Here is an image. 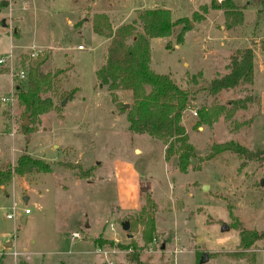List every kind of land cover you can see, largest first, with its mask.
I'll list each match as a JSON object with an SVG mask.
<instances>
[{"label":"rangeland","instance_id":"1","mask_svg":"<svg viewBox=\"0 0 264 264\" xmlns=\"http://www.w3.org/2000/svg\"><path fill=\"white\" fill-rule=\"evenodd\" d=\"M234 1L243 6L250 0ZM210 3L0 0V59L6 60L0 65V167L14 164L26 150L53 169L23 177L24 186L15 176V183L0 189V243H11L2 254L0 248V264H133L128 259L133 249L121 246H144V227L132 228V223L146 205V195L157 205V232L140 250L141 264H264V240L247 251L240 247L241 229L264 232V14L258 21V10L247 8L244 25L227 30L223 11L210 9L204 21L192 22L183 44L177 43L182 26L175 27L171 37L150 40L151 68L188 91L226 75L236 51H255L252 86L216 97L198 91L184 112L182 125L195 162L184 174L177 156L166 160L161 140L129 130L131 93H112L96 76L106 62L110 39L97 35L90 24L82 29L78 25L85 18L92 24L96 14H106L114 30L137 21V32L142 33L138 16L144 10L165 9L173 21L192 20ZM33 52L39 56L32 58ZM37 60L43 61L41 73L59 72L45 95L59 110L40 116L33 126L36 132L27 135L22 126L31 125L14 96L22 85L15 75ZM10 96L13 103L4 106L1 99ZM236 101L246 109H239L231 120L223 114L212 125L198 124L200 110L229 111ZM122 104L129 107L121 110ZM231 142L263 156L248 160L232 152L211 154L214 145ZM25 196L32 199L26 203ZM14 206L16 217L7 219ZM26 208L29 215H24ZM22 215L26 222L19 220ZM124 223L129 230H123ZM74 233L81 239L72 242ZM97 240L105 242L102 247ZM244 252V258L231 256ZM205 254L208 260L202 263Z\"/></svg>","mask_w":264,"mask_h":264},{"label":"trees","instance_id":"2","mask_svg":"<svg viewBox=\"0 0 264 264\" xmlns=\"http://www.w3.org/2000/svg\"><path fill=\"white\" fill-rule=\"evenodd\" d=\"M250 7L258 10L257 19L259 21L264 14V0H250L243 6L237 5L234 0H221V2L211 0L209 7H202L204 14L195 12L192 20L182 18L173 21L171 11L165 9L144 10L138 16V20L142 24V33L137 32V21L122 25L114 30L108 15L96 14L93 18V31L103 38L110 39L106 62L96 74L100 85L106 86L112 93L118 90L131 93L133 103L130 109L126 110L129 130L134 134L149 135L161 140L166 146V160L169 161L177 156L178 168L183 174L187 172L194 148L182 125V118L195 93L204 91L216 97L223 91L233 90L239 86H252L255 79L256 55L250 47L236 51L227 66L228 73L226 75L200 85L199 90L188 91L180 88L168 75L157 74L152 70L150 40L171 37L175 27L182 26L177 35V43L183 44L185 35L192 30L191 23L204 21L210 9L223 11L226 29L233 30L244 25V10ZM80 24L82 22L78 23V25ZM129 39H132L131 44L128 43ZM42 63L43 61L37 60L27 69L28 77L25 81H21L22 85L17 86L14 95L18 105L23 108V115L31 125L22 126L27 135L36 132L33 126L39 123L40 116L59 110L52 97L45 96L55 86L54 80L59 72L56 74L41 73ZM192 79L193 87H197V78L193 77ZM119 108L126 109L123 104L119 105ZM239 109H246V105L236 101L232 102L229 111H226L224 107L200 110L198 124L212 125L223 114L225 119L231 120ZM224 152H232L248 160L263 156V153L260 152L257 153V156L249 153L247 149L233 142L214 145L211 154L217 155ZM74 168L81 171L78 166ZM52 170L49 163L33 158L25 150L14 164L7 162L0 167V189L10 185L15 176L25 177L34 172L52 173ZM156 210V203L150 195H146V205L142 208L140 216L132 223V228H136L139 224L144 227L142 232L144 246L153 242L157 232L154 218ZM240 237V247L247 251L256 242L264 240V232L241 229ZM96 242L99 247L105 243L101 240ZM121 247L123 249L132 248L133 253L128 254L129 261L133 264H141L139 252L143 247L140 248L135 243ZM246 255L247 253L244 252L231 256L244 258Z\"/></svg>","mask_w":264,"mask_h":264},{"label":"built area","instance_id":"3","mask_svg":"<svg viewBox=\"0 0 264 264\" xmlns=\"http://www.w3.org/2000/svg\"><path fill=\"white\" fill-rule=\"evenodd\" d=\"M79 49L82 50L83 47L80 46ZM30 56H31L32 58H36V57L39 56V54H38L37 52H33ZM11 58H12V55L9 56V59H11ZM5 62H6L5 59H0V65H1V64H5ZM15 77H17L18 80H19L20 82H21V81H25V80L27 79V77H28V73H27V71H20V72L16 73ZM13 101H14V97H13V96L6 97V98L4 97V98L1 99V103H2L4 106L13 103ZM16 210H17V209H16V206H14V207H13V213H9V214L6 215L7 219H10V220H11V219H14V218L16 217ZM30 213H31V211H30L29 209H24V215H29ZM18 219H19V218H18ZM19 220L21 221V220H22V217H20ZM71 239H72V242H74V241H76L77 239H78V240L81 239V235H80L79 233H74V234H72ZM6 243H8V242H6ZM0 248L2 249L1 254L3 253V251H7V247H6V245H2V244L0 243ZM13 255H14L15 257L18 256V254H17L16 252L13 253Z\"/></svg>","mask_w":264,"mask_h":264},{"label":"crops","instance_id":"4","mask_svg":"<svg viewBox=\"0 0 264 264\" xmlns=\"http://www.w3.org/2000/svg\"><path fill=\"white\" fill-rule=\"evenodd\" d=\"M92 5V6H91ZM91 5H89V7L90 8H92V7H94V5L96 6V3L95 4H91ZM27 6V5H26ZM25 6V8H27ZM85 20V22L84 23H82L81 24V29L84 27V26H86L87 24H90L91 25V28H92V24H91V21H90V19L88 18V19H84ZM74 21L73 20H71V19H69L68 20V23L71 25V26H73L74 27V24H75V22L73 23ZM105 43H106V41H105ZM80 47V46H79ZM79 47H78V49H79ZM151 65V64H150ZM153 70V69H152ZM0 151H1V148H0ZM20 156V155H19ZM18 156V157H19ZM18 157H17V159H18ZM16 158V157H15ZM0 163H1V160H0ZM23 179H25V178H23V177H19V181H20V184L21 185H26V183L25 182H23ZM16 182V177L13 179V183H15ZM12 184V183H11ZM8 186L9 185H7L5 188H8ZM16 189H17V187H16V184H15V188L12 190V192H15L16 191ZM9 194V193H8ZM8 194H7V196H8ZM24 199H25V201H26V203L29 201V200H31L32 198H30V197H27V196H25L24 197ZM27 209V208H26ZM24 212V211H23ZM9 214V213H8ZM20 217H22V220H21V222H26V219L23 217V215L22 216H20ZM87 241V240H86ZM77 264H84L83 262H81V261H79V263H77Z\"/></svg>","mask_w":264,"mask_h":264},{"label":"water","instance_id":"5","mask_svg":"<svg viewBox=\"0 0 264 264\" xmlns=\"http://www.w3.org/2000/svg\"><path fill=\"white\" fill-rule=\"evenodd\" d=\"M2 5H3V6H6V5H7V2H3ZM192 24H193V23H191V25H192ZM62 106H64V103L62 104ZM125 107L128 108L129 105H125ZM27 123H28V121L26 122V124H27ZM190 163H191V164H195V162H194L193 159L190 160ZM206 189H207V186H205V190H206ZM122 227H123V230H125V231L129 230V224H127V223H124V224L122 225ZM130 237H131V236H130ZM5 245H6L7 248L11 247V243H10V242L6 243ZM207 260H208V255L205 254V255L203 256L202 263L206 262Z\"/></svg>","mask_w":264,"mask_h":264}]
</instances>
